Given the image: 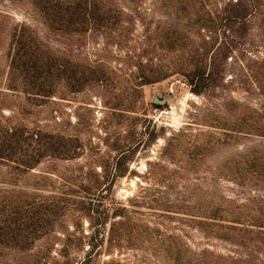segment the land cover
Returning <instances> with one entry per match:
<instances>
[{
  "label": "rangeland",
  "instance_id": "374dc122",
  "mask_svg": "<svg viewBox=\"0 0 264 264\" xmlns=\"http://www.w3.org/2000/svg\"><path fill=\"white\" fill-rule=\"evenodd\" d=\"M87 1L112 23L57 29L36 0H0V123L80 146L73 158L44 157L31 170L0 165V192L14 190L0 205L5 213L20 209L16 225L24 229L12 233L25 237L0 246V264H75L90 250L94 264H171L169 236L201 241L186 224L204 215L200 197L215 193L218 173L228 169L222 161L250 142L218 126L263 103L264 83L249 73L264 58V0H244L251 16L234 30L201 27V18L217 22L237 0ZM21 31L87 70L86 82H56L51 96L26 94L19 79L9 80ZM203 40L229 51L221 87L209 96L193 93L185 77ZM25 199L31 207L20 205ZM25 210L38 214L30 220Z\"/></svg>",
  "mask_w": 264,
  "mask_h": 264
},
{
  "label": "trees",
  "instance_id": "16d2710c",
  "mask_svg": "<svg viewBox=\"0 0 264 264\" xmlns=\"http://www.w3.org/2000/svg\"><path fill=\"white\" fill-rule=\"evenodd\" d=\"M245 1L231 3V10L217 22L208 17L201 18V27L208 26V23L212 27L234 30L236 21L244 24L251 16ZM36 3L46 22L50 26L57 25V29L62 26L69 31L81 32L90 23L89 20L103 26L104 22L110 23L114 18L98 17L91 9H97L96 5L92 6L87 0H36ZM14 39L16 50L10 61L9 80L19 79L26 94L51 96L56 82L65 81L74 86L86 82L87 70L51 54L39 38L37 40L21 31ZM213 45V42L203 40L200 58L185 73L186 82L195 94L215 95L214 90L221 87L224 59L229 51L225 46L213 49ZM210 50L212 53L209 57L207 54ZM257 63L259 66L251 70L249 76L254 81L260 79L264 83V58ZM260 95L263 99L260 106H247L246 114L233 123L224 121L218 126L230 131V137L236 139L244 134L250 142L222 161L228 165V169L218 173L215 193L210 196L206 190L200 197L198 208L203 210L204 215L197 221L190 218L189 224H186L198 231L201 241L191 246L188 237L169 236L166 252L171 264H264V89ZM218 143L223 144L224 140ZM79 147L77 140L70 137L0 123V165L14 170H31L44 157L73 158ZM202 150H205V145H202ZM223 180L230 182L231 186L223 185L220 182ZM11 192L14 190L0 192V196L3 198ZM207 195L212 198L207 199ZM31 203L34 202L25 199L20 205L29 208ZM187 208L193 206L188 204ZM6 210L1 204L0 246L17 245L25 240L24 236L18 239V235L12 233L13 230L24 229L16 225V215L20 209H8L5 213ZM36 214L37 210H25L24 215L31 220ZM123 222L117 223L124 225ZM124 226L127 227L126 224ZM91 251L75 264H94Z\"/></svg>",
  "mask_w": 264,
  "mask_h": 264
}]
</instances>
